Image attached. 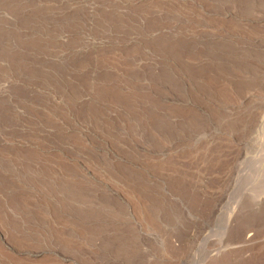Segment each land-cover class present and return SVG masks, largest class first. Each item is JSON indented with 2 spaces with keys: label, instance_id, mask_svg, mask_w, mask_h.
I'll return each instance as SVG.
<instances>
[{
  "label": "rangeland",
  "instance_id": "rangeland-1",
  "mask_svg": "<svg viewBox=\"0 0 264 264\" xmlns=\"http://www.w3.org/2000/svg\"><path fill=\"white\" fill-rule=\"evenodd\" d=\"M0 264H264V0H0Z\"/></svg>",
  "mask_w": 264,
  "mask_h": 264
},
{
  "label": "bare ground",
  "instance_id": "bare-ground-1",
  "mask_svg": "<svg viewBox=\"0 0 264 264\" xmlns=\"http://www.w3.org/2000/svg\"><path fill=\"white\" fill-rule=\"evenodd\" d=\"M230 223H231V219L229 220L228 225H230ZM240 238H241V237H240ZM250 238H251V235H248L247 238L244 237L243 241H247V240H249ZM247 243H249V242H247ZM220 250H221V249H220ZM195 259H196V257H195Z\"/></svg>",
  "mask_w": 264,
  "mask_h": 264
}]
</instances>
